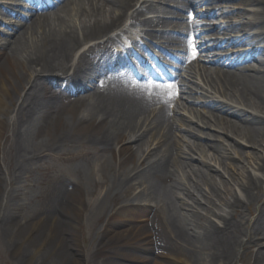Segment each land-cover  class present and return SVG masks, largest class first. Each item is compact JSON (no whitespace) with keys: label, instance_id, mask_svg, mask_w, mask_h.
Wrapping results in <instances>:
<instances>
[{"label":"bare ground","instance_id":"6f19581e","mask_svg":"<svg viewBox=\"0 0 264 264\" xmlns=\"http://www.w3.org/2000/svg\"><path fill=\"white\" fill-rule=\"evenodd\" d=\"M45 1L40 5L31 0L37 7L28 16L0 10V17L9 21L1 23L5 30L0 41V87L7 99L0 102L6 113L0 116V150L7 143L13 155L12 180L19 185L14 198L18 199L23 192L21 183L32 180L45 156L74 159L66 150L83 147L84 153L102 157L105 192L95 204L84 199V190L93 184V173L92 164L83 159L77 162L74 177L54 194L53 214L52 210L46 214V231L51 237L60 232V243L66 242L70 251L69 262L75 260L72 227L78 220L76 211L90 206L104 211L108 198L130 195L141 187L133 198L157 200L170 213L165 225L148 219L144 210L126 201L112 217L124 225V231L109 229L114 237L105 239L94 253L103 259L102 264H163L159 258L182 260L185 251H204L202 259L193 255L200 264H228L239 245L252 250L253 264H264V193H256L264 178L246 171V163H253L264 175V156L260 155L264 153V70L260 68L264 66V8L260 5L264 0H241L257 5L254 17L213 28L200 19V11L208 8L203 17L216 11L226 16L229 12L221 7L222 0H185L187 11L195 12L191 15L194 21L187 16L181 23L162 16L168 1L179 0ZM242 15L238 10V16ZM248 26L255 27L256 33L245 32ZM157 27L167 31H157ZM178 28L195 35L202 30L203 41L198 45L207 63L214 65L196 69L192 61L182 67L178 94L168 102H155L143 93V87L131 82L142 57L127 49L124 39L137 36L150 42L163 40L168 46L174 40L186 45L185 38L168 31ZM224 31L242 34L220 40ZM236 44L242 49L228 52L227 47ZM133 47L150 55L136 39ZM198 77L202 84L195 81ZM184 109L190 116L180 115ZM212 127L238 147L244 142L252 150L244 151L243 160L238 158V170H245L238 194L223 180L221 189L209 161L194 156L211 151L216 165L230 166L223 160L227 159L226 148L215 142L216 134L202 130ZM204 137L207 141L201 143ZM149 145L154 147L149 149ZM6 179L0 175V184ZM256 199L258 207L249 212L250 225L243 241L236 234L238 222L232 216ZM11 206L20 209V200ZM6 209L8 205L4 218ZM12 228L7 227L6 234ZM155 247L156 257L134 253L137 249L155 252Z\"/></svg>","mask_w":264,"mask_h":264},{"label":"rangeland","instance_id":"374dc122","mask_svg":"<svg viewBox=\"0 0 264 264\" xmlns=\"http://www.w3.org/2000/svg\"><path fill=\"white\" fill-rule=\"evenodd\" d=\"M16 3H18V0H0V10L6 8L8 10L12 9L18 12L20 9L15 7ZM220 5L225 9V11L228 10L229 14L222 16L220 15L222 11H216L213 16L201 18L207 22L206 25L209 24L213 28L219 24L230 22L238 23L240 21L250 20L254 17L253 10H255L257 6L248 5V3H241V0H222ZM260 5L264 8V2ZM202 10H204L202 13H205L208 11V8ZM238 10H242L244 15L238 16ZM166 16L173 18L171 14H166ZM1 22H5L3 17H0V41L4 38L1 36V32L5 30L2 27ZM244 29L245 32L250 35L255 34L257 31L255 27L250 26L244 27ZM241 34L242 32L231 33L229 31H224V33L220 35V40H222V38L224 40L230 38L235 39ZM133 37L135 38V36ZM128 43L131 46V43ZM241 46L242 45L236 44L232 45V47H227V49L228 52L236 53L242 49ZM257 58L260 62H262V57L258 56ZM206 60L207 59H204V56H202L201 59L195 63V68L199 69L200 67L207 65ZM208 65L211 66L214 64ZM260 68L264 70L263 65ZM195 81L202 84L200 77H198ZM6 99L7 96L0 87V102ZM222 100H225V98H222ZM5 114L6 113L2 109V105H0V116H5ZM180 115L190 116L189 111L185 109L180 111ZM202 130L213 135L216 134L217 138L215 139V142H218L226 148L224 154L227 156V159L223 160L231 163V167H228L225 164L216 165L214 158H212L213 154L211 151L207 152L206 156H201L200 154L198 156L194 154V156L198 159L201 158L209 161L212 168H214V170L212 169L210 172L216 175L217 183L221 189H223V187H221V181L223 180L227 182L226 184L229 185L230 188H234L233 190H235L237 194L240 193V190L238 191V182L241 172L244 173L245 170H238L237 166L239 164V160H243L244 158L242 156L245 155L243 154L244 151H252L251 148H249V145H246L244 142H241L240 147H238V143H233V140L227 138L221 131H215L219 130V128L212 127V129ZM206 141L207 139L204 137L200 142L205 143ZM235 142H238V140H235ZM153 147L154 146L149 145V149H152ZM83 149V147L78 146L68 148L66 150L68 155L75 156L74 159H60L61 157H57L59 155L45 156L40 166L36 167L35 171L32 173V180L21 183V189L23 192L20 194L18 199H16V197L14 198V191H17V187H19V185L12 180L13 155L9 150V145H7V143L3 144L0 150V175H5L7 179L0 184V210L2 211L0 212V264H102L103 259L98 258V256L96 257L94 253L105 239L111 237L112 235L114 237L115 233L111 235L109 229L116 232L124 231V225L115 222L112 217H114V214L118 211L119 207L126 201L133 207L144 210L147 213L148 219H154L157 223H161V226L165 225L163 223L170 213L163 208H160V206L156 203L157 200L148 202L149 199L146 201H138L133 198L135 194L141 192V187L135 189L130 195L128 193L125 195L120 193L117 195L118 197L115 200H109L108 198L105 202L106 209L104 211L91 206L81 208L82 210L76 211L78 220L72 227V230L75 233V252L73 255L75 260L69 262L68 254L70 251L67 248L66 242L60 243V232L58 231L56 233L58 234L55 235L56 237H51L46 231L48 226V216H46V214L53 209L51 207L53 206L52 198L58 190V187L67 184V182L74 177L75 166L77 162L83 159L84 161H89L92 164L91 173H93V184L84 190V199L89 204H95L96 198L105 192L104 186L101 185L104 181L101 155L94 152L86 154L82 151ZM239 149L242 152H239ZM257 150L258 149H256V151ZM239 153L241 157H238ZM260 155L264 156V153H260ZM215 156L219 157L218 154H215ZM246 165V171L249 170L255 175L264 178V175L254 168L253 163H246ZM9 177L11 179H9ZM67 188L69 191H72L73 189V187L69 185ZM161 192L164 193L163 190H161ZM256 193H264V180H262L261 184L257 188ZM67 198H65V200H67ZM16 200H20L21 203V207L18 210H14L11 206V204L16 202ZM252 202L253 203L250 206H242L240 210L236 211V214L232 216V218L236 219L238 222L236 234L238 238L243 239V241L246 240V229L250 225L249 221H247L248 218L249 220L251 219L249 212H253L254 208L258 207L259 200L256 199ZM7 205V217L4 218L3 211ZM181 210V213L184 212V209ZM213 219L215 220V218ZM151 223L152 222H150L149 227L153 229V223ZM33 224H35L36 227H34ZM10 226L13 228L6 234V228H9ZM161 226H159L158 229L163 228ZM154 238H156L155 235ZM158 243L161 245L165 244L164 242ZM247 248V246L243 245L237 246V250H235L234 255L231 257L228 264H253L252 255H250L252 250L249 251ZM134 253L144 256L154 255L156 257L158 255V249L156 248L155 252L150 251L149 253L147 251L144 253L137 249ZM204 254V251H185L184 259L182 260L166 257L164 260H162V258L159 259L163 264H200L196 261L195 256L202 259ZM64 255L67 256V259L65 260Z\"/></svg>","mask_w":264,"mask_h":264}]
</instances>
